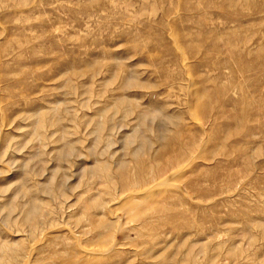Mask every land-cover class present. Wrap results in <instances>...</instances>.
<instances>
[{
    "label": "rangeland",
    "instance_id": "374dc122",
    "mask_svg": "<svg viewBox=\"0 0 264 264\" xmlns=\"http://www.w3.org/2000/svg\"><path fill=\"white\" fill-rule=\"evenodd\" d=\"M0 264H264V0H0Z\"/></svg>",
    "mask_w": 264,
    "mask_h": 264
},
{
    "label": "bare ground",
    "instance_id": "6f19581e",
    "mask_svg": "<svg viewBox=\"0 0 264 264\" xmlns=\"http://www.w3.org/2000/svg\"><path fill=\"white\" fill-rule=\"evenodd\" d=\"M55 119V118H54ZM55 121V120H54ZM146 193H148L149 195L151 194V193H149V192H147L146 191ZM148 196V195H147ZM38 207V206H37ZM35 208H36V203L35 202H29V204H28V206H27V208H26V215H27V217H31L33 214H34V212H35Z\"/></svg>",
    "mask_w": 264,
    "mask_h": 264
}]
</instances>
